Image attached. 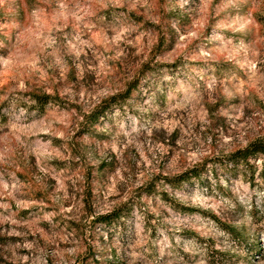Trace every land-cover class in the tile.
Here are the masks:
<instances>
[{"label": "rangeland", "instance_id": "1", "mask_svg": "<svg viewBox=\"0 0 264 264\" xmlns=\"http://www.w3.org/2000/svg\"><path fill=\"white\" fill-rule=\"evenodd\" d=\"M257 140L264 0H0V264H264Z\"/></svg>", "mask_w": 264, "mask_h": 264}, {"label": "trees", "instance_id": "2", "mask_svg": "<svg viewBox=\"0 0 264 264\" xmlns=\"http://www.w3.org/2000/svg\"><path fill=\"white\" fill-rule=\"evenodd\" d=\"M35 99L37 100V103L39 105H44L48 103L50 97L49 96H36ZM105 109L102 110V112ZM259 155H264V140H257L249 143L246 147L243 149L236 151L232 156L231 160L232 162H237V163H245L247 162L250 158H255L256 156ZM197 176V175H194ZM115 216V215H114ZM112 218V215H106V216H101L97 220L98 222L101 223H106Z\"/></svg>", "mask_w": 264, "mask_h": 264}]
</instances>
